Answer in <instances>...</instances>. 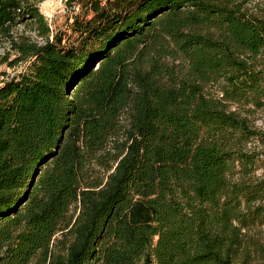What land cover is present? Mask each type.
Returning <instances> with one entry per match:
<instances>
[{
	"label": "trees",
	"instance_id": "16d2710c",
	"mask_svg": "<svg viewBox=\"0 0 264 264\" xmlns=\"http://www.w3.org/2000/svg\"><path fill=\"white\" fill-rule=\"evenodd\" d=\"M72 1L0 0V264H264V8Z\"/></svg>",
	"mask_w": 264,
	"mask_h": 264
},
{
	"label": "rangeland",
	"instance_id": "374dc122",
	"mask_svg": "<svg viewBox=\"0 0 264 264\" xmlns=\"http://www.w3.org/2000/svg\"><path fill=\"white\" fill-rule=\"evenodd\" d=\"M40 10L45 15L48 23L51 26L53 33L63 32L71 34V18L79 11L72 0H41ZM248 9L255 13L264 8L263 0H250L247 4ZM22 32V28L18 29ZM30 35L34 41L42 43L40 38L35 35ZM16 53L11 49V45L7 38H0V79L5 77H13L23 71L24 65L10 66V63L15 59ZM1 81V80H0ZM255 125L258 129L264 131V114L258 112L254 116ZM259 176H264V167L258 171Z\"/></svg>",
	"mask_w": 264,
	"mask_h": 264
},
{
	"label": "built area",
	"instance_id": "2783aa9c",
	"mask_svg": "<svg viewBox=\"0 0 264 264\" xmlns=\"http://www.w3.org/2000/svg\"><path fill=\"white\" fill-rule=\"evenodd\" d=\"M1 81H0V83L4 80V78H2V79H0Z\"/></svg>",
	"mask_w": 264,
	"mask_h": 264
}]
</instances>
